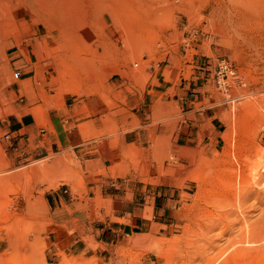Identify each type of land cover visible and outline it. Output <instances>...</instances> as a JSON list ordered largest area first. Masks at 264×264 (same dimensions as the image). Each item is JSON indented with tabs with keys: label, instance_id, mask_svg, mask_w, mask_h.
Listing matches in <instances>:
<instances>
[{
	"label": "rangeland",
	"instance_id": "obj_1",
	"mask_svg": "<svg viewBox=\"0 0 264 264\" xmlns=\"http://www.w3.org/2000/svg\"><path fill=\"white\" fill-rule=\"evenodd\" d=\"M27 1L0 8V264H264L199 231L215 168L264 153V0H138L104 31L100 2L88 39Z\"/></svg>",
	"mask_w": 264,
	"mask_h": 264
},
{
	"label": "bare ground",
	"instance_id": "obj_2",
	"mask_svg": "<svg viewBox=\"0 0 264 264\" xmlns=\"http://www.w3.org/2000/svg\"><path fill=\"white\" fill-rule=\"evenodd\" d=\"M6 1L7 0L0 1V8H2L6 4ZM17 1L19 2V0ZM34 1L37 0H28L27 1L28 4L25 5V9H28L30 15L33 14L34 16L36 15L37 17H39L38 16L39 9L33 5ZM137 1L138 0H42L44 4L43 9L47 11L46 13L47 16L55 17V18L50 17L51 19L55 20L53 24L56 23L55 26L61 27V29H59V32L62 29L63 30L70 28L74 29V26H76L78 28L77 31H82L81 37H83L84 39H88L90 33V32L87 33L88 32L86 25L87 12L93 11L95 7L98 8L100 2L102 3V5L105 4L103 8L101 7L103 10V14L97 16L95 15L93 16V19L96 20V24L99 26L98 28L104 31L106 29H111L112 27L113 28L115 27V25L112 26L111 23L113 24L115 23L114 18L119 19V15L122 16L124 6L129 7V12L127 14L130 15L134 7L133 2L135 3ZM150 1L151 0H139V2L143 4L148 3ZM238 9L222 7V12H224L223 15H225V12L231 14L232 10L234 11V14L239 15L241 21L239 20L234 24L237 27L239 26V24H243L245 21H247L250 17L249 10L243 11L240 10V8ZM44 18L45 17H43V19ZM230 18L231 16L228 19L229 22L231 21ZM51 21L53 20H50V22ZM91 27L93 26H90V28ZM77 31L74 30V33H76ZM76 36L79 35L77 34ZM98 42L101 43L100 40H98ZM99 43H97L95 49L96 47H99L100 45ZM252 157L251 156L249 157L248 155L246 156L244 155L242 161L231 169L229 168L232 166V164H230L231 165L230 167L216 166L217 167L215 168L216 176L213 179V182L215 184L213 183V185H209V188L215 190L216 192L211 193L208 198L211 199L209 200L210 203L209 207L211 206V211L209 212H207L206 210L203 211L204 213L203 216L206 218V223H203V225L201 226V230L199 231H201V233L203 231L204 233H206V232L214 231L216 229H218V231L221 230L220 236L222 235L226 236V242L228 243V245L225 246L224 249H227L228 251L230 250L237 252L239 251L242 253L247 251L249 252L252 248L253 251L254 249L257 250L258 247L264 249V209L261 210V213L259 212L260 215L256 220L252 222L251 221L248 222L247 215H245L246 213L244 214L242 208V205L251 198H253L255 204L264 205V190L259 189V186L261 187V185H264L260 181L261 172L264 171V153H261V155H256V159L254 160H252L253 159ZM250 158L252 159L250 160ZM205 181H206L205 179L202 180L203 184L205 183ZM222 188L223 190L220 191V189ZM216 196L217 198L215 199ZM199 210L202 209H200L199 207ZM234 230L237 232L236 234L234 233ZM195 232H197V230H195L194 233L192 234H195ZM200 250H202V248H200ZM223 250L221 251L224 252Z\"/></svg>",
	"mask_w": 264,
	"mask_h": 264
},
{
	"label": "crops",
	"instance_id": "obj_3",
	"mask_svg": "<svg viewBox=\"0 0 264 264\" xmlns=\"http://www.w3.org/2000/svg\"><path fill=\"white\" fill-rule=\"evenodd\" d=\"M153 212H154L153 217L156 216V215L157 216H160V215H164L165 209L164 208H156L154 206L153 207ZM143 221H145V220H140V221H138L137 219L132 220L131 221V227H133V228H140V225H142L144 223Z\"/></svg>",
	"mask_w": 264,
	"mask_h": 264
},
{
	"label": "built area",
	"instance_id": "obj_4",
	"mask_svg": "<svg viewBox=\"0 0 264 264\" xmlns=\"http://www.w3.org/2000/svg\"><path fill=\"white\" fill-rule=\"evenodd\" d=\"M12 77H13L14 79H18V78H20V77H21V73H20V71H19V70H15V71L12 73Z\"/></svg>",
	"mask_w": 264,
	"mask_h": 264
}]
</instances>
